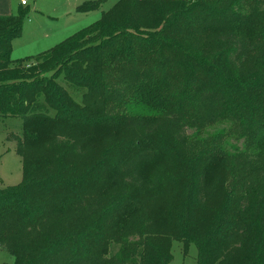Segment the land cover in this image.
<instances>
[{"label": "trees", "instance_id": "16d2710c", "mask_svg": "<svg viewBox=\"0 0 264 264\" xmlns=\"http://www.w3.org/2000/svg\"><path fill=\"white\" fill-rule=\"evenodd\" d=\"M242 7L117 0L49 49L16 59L11 41L24 14L0 15V114L21 119L20 133L7 136L21 179L0 187V248L11 264H118L105 256L107 241L135 233L151 250L140 253L144 264H168L172 239L184 251L195 245L194 264H264V158L251 166L238 153L228 166L224 152L193 154L186 130L195 125L187 105L199 104L207 122L240 124L264 104V9ZM258 135L264 143V129ZM128 200L147 207L139 227L102 231L107 205ZM94 210L77 237L94 229L96 243L73 247L67 223Z\"/></svg>", "mask_w": 264, "mask_h": 264}, {"label": "rangeland", "instance_id": "374dc122", "mask_svg": "<svg viewBox=\"0 0 264 264\" xmlns=\"http://www.w3.org/2000/svg\"><path fill=\"white\" fill-rule=\"evenodd\" d=\"M84 1L88 0H26L27 4L22 5L20 0H0V15L24 14L21 33L11 41V58L16 59L49 49L77 30L96 21L100 17L101 12L107 10L117 0H102L103 2L99 8L82 13L78 11V7ZM242 4L243 7L240 11L244 14H248L251 9H264V0H242ZM235 9L237 8L235 7ZM258 40L256 42L260 44ZM24 64L29 63L26 62ZM56 81L69 94L77 100L80 99L81 91L66 83L62 75ZM255 88H259V86L256 85ZM192 103L190 100L189 104L192 105ZM263 106V102H257V109L249 108L248 116L245 118L244 123L232 124L228 119L207 122L201 114L199 104L191 109L187 105L190 113L195 115L192 120L195 125H190L186 128L189 135L188 146L190 151L193 154L201 151L210 153L224 152L228 166L234 162L232 155L242 153L247 163L254 166L255 161L264 158V143H260L258 135V130L264 129L260 120ZM136 111L148 115L155 114V111L134 107L133 112ZM20 128V118L5 117L0 114V187L15 185L21 179V159L15 152V142L7 139L8 134L11 132L19 134ZM254 169L256 168L253 167ZM255 177L256 171H253V178ZM254 194L255 190L252 186L249 188V195L253 196ZM146 208L132 200L111 202L101 216L102 219H100L99 223L97 222L98 226L102 228H100L102 231L116 229L118 232H123L124 230L121 228H126V226L130 230L134 228L136 230L140 225L139 222H141ZM231 209L234 211L236 207L231 205ZM100 212L94 210L91 217H86V219L81 217L74 218L72 220L76 221L67 223L66 229L70 230V235L74 236L71 240L73 247H80L85 242L86 248L96 243L94 229L90 232H85V238L84 235L77 236L82 226H84V229L88 227L87 220L93 221L92 217L99 215ZM232 216H235V214L233 213ZM117 224H119L118 227L115 226ZM144 238L145 234L137 235L135 233L125 236L123 241L109 240L107 241V253L105 256L118 260V264H144L140 253L143 249L151 252L146 247ZM152 240L155 244L158 243L156 238H152ZM170 245L169 255L171 257L168 264L195 263L197 250L194 244H190L186 251H184L183 244L179 239H172ZM12 261V256L0 248V264H11Z\"/></svg>", "mask_w": 264, "mask_h": 264}, {"label": "built area", "instance_id": "2783aa9c", "mask_svg": "<svg viewBox=\"0 0 264 264\" xmlns=\"http://www.w3.org/2000/svg\"><path fill=\"white\" fill-rule=\"evenodd\" d=\"M20 3H21L22 5L27 4L26 0H20Z\"/></svg>", "mask_w": 264, "mask_h": 264}, {"label": "crops", "instance_id": "0c3cea01", "mask_svg": "<svg viewBox=\"0 0 264 264\" xmlns=\"http://www.w3.org/2000/svg\"><path fill=\"white\" fill-rule=\"evenodd\" d=\"M26 56V55H25Z\"/></svg>", "mask_w": 264, "mask_h": 264}]
</instances>
